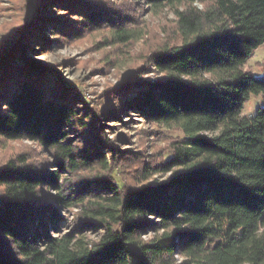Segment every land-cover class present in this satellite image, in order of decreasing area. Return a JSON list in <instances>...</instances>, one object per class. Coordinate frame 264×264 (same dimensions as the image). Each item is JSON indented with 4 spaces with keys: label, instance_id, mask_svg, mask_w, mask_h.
I'll use <instances>...</instances> for the list:
<instances>
[{
    "label": "trees",
    "instance_id": "16d2710c",
    "mask_svg": "<svg viewBox=\"0 0 264 264\" xmlns=\"http://www.w3.org/2000/svg\"><path fill=\"white\" fill-rule=\"evenodd\" d=\"M34 1L8 0L16 20L0 27L21 35L0 51V142L31 141L42 157L0 165V264H264V76L246 66L264 46V0H136L143 13L173 10L174 37L92 106L31 46L103 29L138 42L142 12L38 0L31 16ZM252 96L262 103L245 115ZM131 116L182 135L152 153L122 149L130 136L112 135Z\"/></svg>",
    "mask_w": 264,
    "mask_h": 264
},
{
    "label": "rangeland",
    "instance_id": "374dc122",
    "mask_svg": "<svg viewBox=\"0 0 264 264\" xmlns=\"http://www.w3.org/2000/svg\"><path fill=\"white\" fill-rule=\"evenodd\" d=\"M119 3L120 0H110ZM135 2L137 10L142 12L146 4L136 0H122L120 3ZM38 0L34 1L32 14L37 11ZM8 0H0V27L5 22H15V11ZM201 8L203 5H198ZM45 11V10H44ZM48 15L59 16L55 8L46 12ZM14 14V15H13ZM140 28H143V38L138 42H132L128 45L113 43L111 33L107 30L87 32L83 37L75 42L52 49H39L37 46H31L33 51L29 54V59L35 61L47 68L52 69L61 78L70 84H73L81 93L84 103L92 106L95 102L101 100L107 90L114 88L129 73L140 67L144 60L143 55L151 49H156L163 43L172 41L175 33L176 16L173 10L164 8L156 13L142 12L140 14ZM20 27L2 30L0 34V51L8 52L12 45L17 42L21 35L18 33ZM52 29L47 28L45 36L48 40H55ZM39 35V37H44ZM2 39V40H1ZM38 50H41L39 52ZM247 67H250L253 73L260 77L264 76V46L259 47L248 61ZM162 77L159 73H144L143 80H154ZM104 102V99H103ZM262 100L259 97L252 96L250 102L246 105L244 114H252ZM127 127L117 130V133H124L130 136L131 144L122 143L120 148L135 152H156L167 145L166 137H175L182 135L181 132L165 127L157 128L148 122H143L137 117H124ZM108 125L115 126L116 123L108 122ZM165 132L164 134L155 135L150 132ZM150 133V134H149ZM32 151L42 160L40 148L33 142L15 141L0 142V165L11 157L21 152ZM37 153V154H36ZM169 174L157 175L160 180L166 179ZM64 216L68 219L73 218V213L69 210L63 211ZM72 225L71 224H67ZM150 235L146 236L149 238Z\"/></svg>",
    "mask_w": 264,
    "mask_h": 264
}]
</instances>
